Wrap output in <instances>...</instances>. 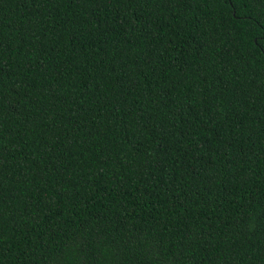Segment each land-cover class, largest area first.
I'll return each instance as SVG.
<instances>
[{
	"label": "trees",
	"instance_id": "16d2710c",
	"mask_svg": "<svg viewBox=\"0 0 264 264\" xmlns=\"http://www.w3.org/2000/svg\"><path fill=\"white\" fill-rule=\"evenodd\" d=\"M0 264H264V0H0Z\"/></svg>",
	"mask_w": 264,
	"mask_h": 264
}]
</instances>
